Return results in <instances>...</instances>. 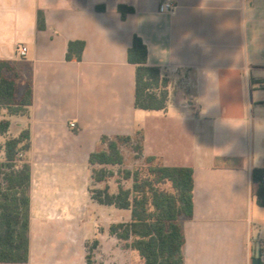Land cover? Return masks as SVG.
Returning a JSON list of instances; mask_svg holds the SVG:
<instances>
[{"label":"crops","instance_id":"obj_1","mask_svg":"<svg viewBox=\"0 0 264 264\" xmlns=\"http://www.w3.org/2000/svg\"><path fill=\"white\" fill-rule=\"evenodd\" d=\"M164 1L0 0V60L15 65L18 99L32 88L28 114L0 112L10 120L0 142L31 133L29 260L0 264H87L95 241V261L121 256L109 227L130 222L131 210L93 198L103 184L89 158L102 136L137 130L144 157L194 170L184 264H255L264 245V207L251 194V171L264 167V0H169L175 9L161 13ZM120 5L134 12L123 19ZM136 35L148 65L170 80L165 110L135 105ZM71 41L85 42L80 61L66 58Z\"/></svg>","mask_w":264,"mask_h":264},{"label":"trees","instance_id":"obj_2","mask_svg":"<svg viewBox=\"0 0 264 264\" xmlns=\"http://www.w3.org/2000/svg\"><path fill=\"white\" fill-rule=\"evenodd\" d=\"M104 6H97L103 10ZM125 19L134 8L120 5ZM39 28H45L43 12H39ZM85 49L84 41H71L68 61H80ZM128 60L136 64L135 105L144 110H165L169 102L170 80L161 69L148 65V48L135 36L128 51ZM14 63L0 60V112L26 115L32 104L29 86L21 99L17 98V78ZM10 120L0 121V134L8 133ZM144 133L134 135L102 136L99 148L89 158L93 178L102 187L91 189L100 204L131 210V221L109 227L111 235L121 240L126 248L136 251L144 264H184L186 242L183 221L193 217L194 170L191 167L165 166L156 157L143 155ZM124 147L132 148L135 160L144 159L142 165L126 166ZM31 150V133L25 129L18 137H7L0 142V262L25 263L29 260V231L31 205V165L27 153ZM18 153L23 157L18 159ZM113 167L118 169L115 171ZM147 167L148 176L141 169ZM114 179L117 191H111ZM169 185L170 189L163 188ZM251 194L256 204L264 207V167L251 171ZM89 248L87 264H96L94 249Z\"/></svg>","mask_w":264,"mask_h":264},{"label":"rangeland","instance_id":"obj_3","mask_svg":"<svg viewBox=\"0 0 264 264\" xmlns=\"http://www.w3.org/2000/svg\"><path fill=\"white\" fill-rule=\"evenodd\" d=\"M123 151L125 153V157H126V166L130 167V168H134L137 165H142L144 163V159H139V160H135V153L133 152L132 148L130 147H124ZM3 158V155L0 154V159ZM118 168H114V170L116 171ZM141 173L142 176H148V169L147 167H144L141 169ZM112 185L115 186V181L114 179L111 180ZM163 188L165 189H170L169 185H163ZM255 215V213H254ZM93 246V245H92ZM123 251L121 256L119 257H115L113 259L112 255H108V253L106 252L105 254L99 253L98 255V259L95 261L96 264H144L143 260L139 257V255L135 252H129V251H125L126 249L124 248L123 244Z\"/></svg>","mask_w":264,"mask_h":264},{"label":"built area","instance_id":"obj_4","mask_svg":"<svg viewBox=\"0 0 264 264\" xmlns=\"http://www.w3.org/2000/svg\"><path fill=\"white\" fill-rule=\"evenodd\" d=\"M160 12L161 13H167V12H172L175 9V4L172 1H164L161 5H160ZM28 54V47L25 45H18L17 46V55L20 58H24L26 57ZM70 127L75 129L77 128V124L75 122H71ZM18 159H21L23 157L22 153H18L17 155ZM260 260H262L264 262V245L261 248L260 251Z\"/></svg>","mask_w":264,"mask_h":264},{"label":"water","instance_id":"obj_5","mask_svg":"<svg viewBox=\"0 0 264 264\" xmlns=\"http://www.w3.org/2000/svg\"><path fill=\"white\" fill-rule=\"evenodd\" d=\"M260 263V246L258 247L257 257L255 258V264Z\"/></svg>","mask_w":264,"mask_h":264}]
</instances>
